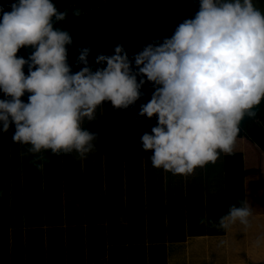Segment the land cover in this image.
Wrapping results in <instances>:
<instances>
[{
    "label": "trees",
    "instance_id": "obj_1",
    "mask_svg": "<svg viewBox=\"0 0 264 264\" xmlns=\"http://www.w3.org/2000/svg\"><path fill=\"white\" fill-rule=\"evenodd\" d=\"M16 2L0 0V9ZM51 2L67 13L53 26L70 34L67 64L75 73L81 50L90 49L95 71L106 67L97 56L117 45L135 73L133 58L145 46L171 39L199 10V0ZM253 4L264 14V0ZM34 51L21 48L17 58L28 61ZM22 70L27 77L28 64ZM140 79L134 105L114 109L106 101L82 121L97 138L83 156L33 153L13 143V124L0 131V264H264V99L239 124L231 153L179 176L153 168V153L142 148L157 118L139 116L154 92ZM231 205L250 208L247 224L219 226Z\"/></svg>",
    "mask_w": 264,
    "mask_h": 264
},
{
    "label": "clouds",
    "instance_id": "obj_2",
    "mask_svg": "<svg viewBox=\"0 0 264 264\" xmlns=\"http://www.w3.org/2000/svg\"><path fill=\"white\" fill-rule=\"evenodd\" d=\"M0 20V131L15 126L13 143L30 151L87 154L96 135L82 128L98 106L110 102L127 109L140 99L145 77L154 88L139 116L157 125L141 137L151 151L152 167L173 175H189L229 154L245 115L264 99V14L253 0H199L195 17L175 30L171 39L153 42L134 59L122 46L111 56L98 55L93 71L90 49L81 50L72 73L67 64L68 31L54 28L63 21L51 0H18ZM74 15L79 16V10ZM34 48L28 61L17 58L21 48ZM28 64V75L23 67ZM35 69V70H33ZM29 93L28 102L21 97ZM250 208L231 205L219 221L222 228L247 224Z\"/></svg>",
    "mask_w": 264,
    "mask_h": 264
},
{
    "label": "rangeland",
    "instance_id": "obj_3",
    "mask_svg": "<svg viewBox=\"0 0 264 264\" xmlns=\"http://www.w3.org/2000/svg\"><path fill=\"white\" fill-rule=\"evenodd\" d=\"M70 69H71V72L74 74L75 72H74V70H73V67H70Z\"/></svg>",
    "mask_w": 264,
    "mask_h": 264
}]
</instances>
